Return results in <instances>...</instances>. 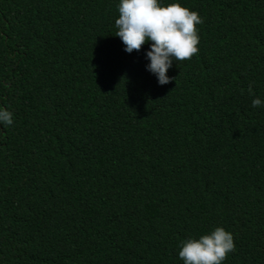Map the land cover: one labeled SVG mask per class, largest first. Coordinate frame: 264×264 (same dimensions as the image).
Returning <instances> with one entry per match:
<instances>
[{"label": "trees", "instance_id": "obj_1", "mask_svg": "<svg viewBox=\"0 0 264 264\" xmlns=\"http://www.w3.org/2000/svg\"><path fill=\"white\" fill-rule=\"evenodd\" d=\"M0 264H264V0H0Z\"/></svg>", "mask_w": 264, "mask_h": 264}]
</instances>
